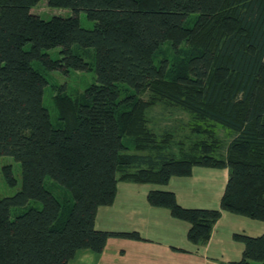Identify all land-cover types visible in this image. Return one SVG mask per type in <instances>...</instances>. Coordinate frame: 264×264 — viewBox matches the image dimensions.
Returning a JSON list of instances; mask_svg holds the SVG:
<instances>
[{"label": "trees", "instance_id": "trees-1", "mask_svg": "<svg viewBox=\"0 0 264 264\" xmlns=\"http://www.w3.org/2000/svg\"><path fill=\"white\" fill-rule=\"evenodd\" d=\"M41 1L0 0V159L19 162L22 176L0 198V264H70L111 238L143 240L97 230L99 208L114 204L119 182L166 185L195 167L228 169L219 209L185 208L170 191L147 198L190 225L191 244L206 245L223 212L264 223V0H47L72 11L50 19L31 12ZM76 47L94 49V64ZM93 67L96 83L79 99L54 96L55 125L46 73ZM157 107L186 112L189 135L158 133ZM2 172L16 186L12 165ZM31 200L42 208L11 218ZM233 238L244 250L228 264H264V234Z\"/></svg>", "mask_w": 264, "mask_h": 264}, {"label": "crops", "instance_id": "crops-1", "mask_svg": "<svg viewBox=\"0 0 264 264\" xmlns=\"http://www.w3.org/2000/svg\"><path fill=\"white\" fill-rule=\"evenodd\" d=\"M229 180L228 169L195 167L190 177H173L166 185L119 182L112 206L97 212L96 229L137 232L143 240L111 238L101 254L80 251L70 264H228L239 260L243 244L234 234L258 237L264 225L247 217L223 212L211 240L198 247L187 239L190 225L167 209L148 203L152 190L174 192L185 208L219 209ZM260 222V221H259Z\"/></svg>", "mask_w": 264, "mask_h": 264}, {"label": "rangeland", "instance_id": "rangeland-1", "mask_svg": "<svg viewBox=\"0 0 264 264\" xmlns=\"http://www.w3.org/2000/svg\"><path fill=\"white\" fill-rule=\"evenodd\" d=\"M35 15H39L44 19H50L54 16H71L72 11L69 9H58L51 8L47 5V0H42L36 7H34L31 11ZM80 23L83 28L93 29L95 27V23L87 18V15L84 12L79 14ZM75 51L78 54H83L85 59L91 63L92 65L95 62V51L94 49H82L80 47H76ZM60 49H51L48 53L54 59H59ZM46 78L48 80V84L45 87L43 104L49 110L51 119L55 125H58V110L56 109L54 103V96L58 93H66L70 95L73 99H79L82 94L85 93L86 89L90 87L92 84L96 83V72L94 67L88 71H77L71 69L67 74H64L60 71L47 72ZM144 99L147 98L145 95ZM163 108L157 107L152 110V118L155 121L153 126L157 130L158 133L163 132V130L175 131V134L178 138L182 139L189 135V127L188 122L190 120L189 115L180 110L179 108H165L164 114H162ZM218 134L223 139L224 144L227 145L231 137H229L228 133L219 128ZM4 165H12L14 177L17 180L16 186L10 187L7 185L2 168ZM22 185V176H21V165L19 162L15 161L12 157H2L0 159V198L12 197L14 196ZM47 187L51 189L56 195L62 193L61 187H53L51 184V180L47 179ZM29 208H42V204L38 201L31 200L26 206L13 208L11 211V218L14 219L17 215L22 214L27 211ZM258 224H263V222L257 221Z\"/></svg>", "mask_w": 264, "mask_h": 264}]
</instances>
